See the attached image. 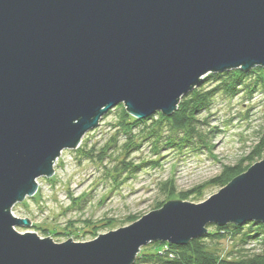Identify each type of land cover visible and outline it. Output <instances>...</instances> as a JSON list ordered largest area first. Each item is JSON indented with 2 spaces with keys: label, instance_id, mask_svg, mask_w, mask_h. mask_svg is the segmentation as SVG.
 Instances as JSON below:
<instances>
[{
  "label": "water",
  "instance_id": "95a60500",
  "mask_svg": "<svg viewBox=\"0 0 264 264\" xmlns=\"http://www.w3.org/2000/svg\"><path fill=\"white\" fill-rule=\"evenodd\" d=\"M264 68V0H0V264H133L209 225L264 224V160L205 202L172 201L86 243L55 244L10 209L122 104L169 116L211 73Z\"/></svg>",
  "mask_w": 264,
  "mask_h": 264
},
{
  "label": "rangeland",
  "instance_id": "374dc122",
  "mask_svg": "<svg viewBox=\"0 0 264 264\" xmlns=\"http://www.w3.org/2000/svg\"><path fill=\"white\" fill-rule=\"evenodd\" d=\"M250 80L237 95L216 93L208 111L196 116L202 122L196 130L202 131L205 146L201 140L178 144L182 133L155 117L158 113L132 128L131 137L118 133L117 108L123 105L114 107L82 138L78 148L87 155L77 153L78 148L64 150L54 162L53 175L37 179L36 194L13 205L11 215L30 223L28 228L14 227L15 231L55 244L69 239L86 243L127 227L168 202H205L222 189L213 181L224 169L236 167L245 173L264 160V152L247 159L264 126V89L253 87L257 78ZM177 109L169 116L159 114L172 121ZM143 128L155 133L146 137ZM165 183L173 184L174 195L187 194L186 199L168 200L162 190ZM237 244L224 240L210 249L230 252L239 248Z\"/></svg>",
  "mask_w": 264,
  "mask_h": 264
},
{
  "label": "trees",
  "instance_id": "16d2710c",
  "mask_svg": "<svg viewBox=\"0 0 264 264\" xmlns=\"http://www.w3.org/2000/svg\"><path fill=\"white\" fill-rule=\"evenodd\" d=\"M253 77L257 78L253 87L260 85L264 89V68L262 67H256L246 72L229 70L222 73L208 74L196 88L182 97L172 121L164 118L159 113L155 117H158L160 121H167L176 131L182 133L178 144L194 143L195 141L199 143V140H201L202 145L205 146L202 131L198 132L196 130L202 126V122L197 120L196 116L202 111H208L212 98L216 93L221 92L225 96L237 95L241 87L246 85L247 82H251L250 79ZM117 110L120 113L118 133L121 134H129L132 128L143 125L146 121L152 119L137 120L127 114L121 105ZM159 120L158 123H160ZM141 131L142 133H148L146 137H151L155 133L154 131H148V128H143ZM258 135V142L252 148L247 157L248 160L252 161L254 157H260L264 152V126H262ZM128 137H131V135L129 134ZM157 138L161 140V138ZM171 144L172 141H168V145ZM76 151L87 155L82 149L78 148ZM238 171L239 169L236 167H227L213 183L224 188L234 178L243 174V170ZM164 185L162 190L166 193L168 200L186 199L187 194L174 195L172 183H165ZM191 193L193 192H188V194ZM134 219L135 217L132 218V220ZM134 222L130 221L129 224ZM207 231L205 235L184 246L166 245V243L158 242L151 243L140 251L133 264H264V224L255 222L245 223L242 226L229 224L223 227L209 225ZM224 240L230 244L238 243L239 248L230 252L210 249L213 243L218 244ZM165 245L167 246L166 250H164Z\"/></svg>",
  "mask_w": 264,
  "mask_h": 264
},
{
  "label": "bare ground",
  "instance_id": "6f19581e",
  "mask_svg": "<svg viewBox=\"0 0 264 264\" xmlns=\"http://www.w3.org/2000/svg\"><path fill=\"white\" fill-rule=\"evenodd\" d=\"M255 68H256V67H255ZM262 68H263V67H262ZM138 220H139V219H138ZM138 220H137V221H138Z\"/></svg>",
  "mask_w": 264,
  "mask_h": 264
}]
</instances>
